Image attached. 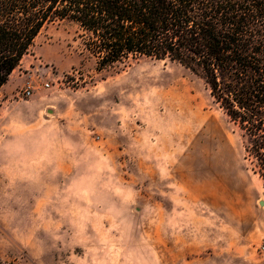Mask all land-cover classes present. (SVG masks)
<instances>
[{
	"label": "rangeland",
	"instance_id": "374dc122",
	"mask_svg": "<svg viewBox=\"0 0 264 264\" xmlns=\"http://www.w3.org/2000/svg\"><path fill=\"white\" fill-rule=\"evenodd\" d=\"M80 35L47 25L0 90V264H264V188L204 82L97 71Z\"/></svg>",
	"mask_w": 264,
	"mask_h": 264
},
{
	"label": "trees",
	"instance_id": "16d2710c",
	"mask_svg": "<svg viewBox=\"0 0 264 264\" xmlns=\"http://www.w3.org/2000/svg\"><path fill=\"white\" fill-rule=\"evenodd\" d=\"M62 21L77 26L97 71L150 59L198 76L264 188V0H0V90Z\"/></svg>",
	"mask_w": 264,
	"mask_h": 264
},
{
	"label": "built area",
	"instance_id": "2783aa9c",
	"mask_svg": "<svg viewBox=\"0 0 264 264\" xmlns=\"http://www.w3.org/2000/svg\"><path fill=\"white\" fill-rule=\"evenodd\" d=\"M42 87L47 89V88H49V84L44 83ZM32 90H33V88L30 85H27V88L23 92V96H25V97L31 96ZM261 249L264 250V244L261 246Z\"/></svg>",
	"mask_w": 264,
	"mask_h": 264
},
{
	"label": "crops",
	"instance_id": "0c3cea01",
	"mask_svg": "<svg viewBox=\"0 0 264 264\" xmlns=\"http://www.w3.org/2000/svg\"><path fill=\"white\" fill-rule=\"evenodd\" d=\"M14 71H15V70H14ZM14 71H13V72H14ZM13 72H12V73H13ZM10 77H11V75H10ZM8 82H9V80H8ZM6 84H7V83H6ZM6 84H5V85H6ZM5 85H4V86H5ZM4 86H3V87H4Z\"/></svg>",
	"mask_w": 264,
	"mask_h": 264
},
{
	"label": "water",
	"instance_id": "95a60500",
	"mask_svg": "<svg viewBox=\"0 0 264 264\" xmlns=\"http://www.w3.org/2000/svg\"><path fill=\"white\" fill-rule=\"evenodd\" d=\"M260 204H261V205H263V203H262V202H261Z\"/></svg>",
	"mask_w": 264,
	"mask_h": 264
}]
</instances>
